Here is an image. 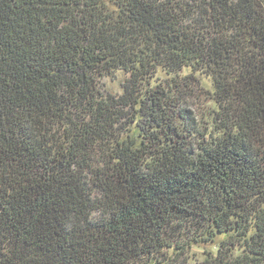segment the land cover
<instances>
[{
  "label": "trees",
  "instance_id": "16d2710c",
  "mask_svg": "<svg viewBox=\"0 0 264 264\" xmlns=\"http://www.w3.org/2000/svg\"><path fill=\"white\" fill-rule=\"evenodd\" d=\"M0 264H264V0H0Z\"/></svg>",
  "mask_w": 264,
  "mask_h": 264
},
{
  "label": "rangeland",
  "instance_id": "374dc122",
  "mask_svg": "<svg viewBox=\"0 0 264 264\" xmlns=\"http://www.w3.org/2000/svg\"><path fill=\"white\" fill-rule=\"evenodd\" d=\"M128 77L129 74H127L125 71H118L114 76L104 78L103 88L112 94H121L124 89V83ZM195 112H197V110H195Z\"/></svg>",
  "mask_w": 264,
  "mask_h": 264
}]
</instances>
